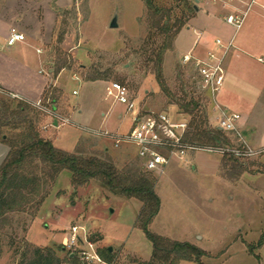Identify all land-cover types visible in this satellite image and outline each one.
<instances>
[{"label": "rangeland", "instance_id": "obj_1", "mask_svg": "<svg viewBox=\"0 0 264 264\" xmlns=\"http://www.w3.org/2000/svg\"><path fill=\"white\" fill-rule=\"evenodd\" d=\"M154 1L164 7H172L173 16H181V0ZM189 1L198 8L195 0ZM249 2L237 0L230 6L223 3L210 5L222 17L230 11V7L246 10ZM205 9L213 10L211 7ZM115 16L118 28L111 29L109 25ZM213 23L209 19L198 28L202 33L198 46L207 36L211 41L221 37L218 31L209 29ZM149 24L147 8L142 0H74L70 9L58 11L54 42L46 52L49 56L46 60L52 62L51 77L58 66L62 67L58 76L51 78L53 85L49 87V92L56 98L54 105L58 107V113L53 115L37 108L29 112L40 136L45 135L43 127L50 118L61 123L58 129H50L46 133L55 147L67 152L75 148L74 153L83 156L110 158L121 170L128 167L143 170L132 147L123 145L117 149L112 140L103 137L107 142H99V136L79 126L78 121L69 118V114L76 113L80 108L89 118L87 122L91 128H102L105 119L102 114L124 109L120 104L117 108L113 107L112 104L117 103L106 97L107 86L116 82L128 88L130 95L138 100L141 110L165 112L172 121L190 120L182 112L179 102L182 87L187 91L190 90L188 86L192 89L196 71L191 63L183 64L178 55H181V35L176 40L179 52L174 50V41L173 48L165 53L163 61L164 82L175 97L171 98L162 92L152 71L150 56L154 46L147 40ZM218 24L226 26L231 37L234 35V44H246L245 50L251 53L249 55L264 53V0L254 1L237 32L223 21ZM157 40L161 42L160 38ZM94 76L101 80L91 82L86 79ZM73 91L77 93L73 94ZM198 95L202 96L201 104L208 117L212 116V98L197 90L194 97L197 100ZM4 96L0 90V98ZM45 102L51 108L50 101ZM262 105L260 109L264 111V102ZM113 119L118 127L120 123L116 115ZM128 119L126 116L122 121L126 126ZM261 120L260 129L263 130L264 114ZM64 122L66 124H62ZM122 122L119 127L124 129ZM2 132L16 134L10 128L2 129ZM76 138L79 141L75 147ZM232 144L235 145V142ZM197 156L201 158V168L207 170L205 174L193 173L189 168V173L176 178L174 170L181 164L175 163L156 178L155 191L161 199V208L149 231L201 249L204 251L202 264H264V245L258 247L264 237V190L258 188L260 183H254L252 188L237 186L235 179L229 178L226 170L222 169L223 156L203 151ZM263 156L264 153L238 161L251 173L264 172L260 162ZM217 160L219 177L210 170L213 171ZM48 188L50 194L34 218L31 209L14 214L11 225L0 229V264H18L27 245L41 250L50 248L64 260L67 251L62 249V241L70 237L73 226L85 228L98 252L111 247L114 264H141L150 260L152 244L136 224L142 207L138 200L114 195L95 181L74 188L67 171L62 172Z\"/></svg>", "mask_w": 264, "mask_h": 264}, {"label": "trees", "instance_id": "obj_2", "mask_svg": "<svg viewBox=\"0 0 264 264\" xmlns=\"http://www.w3.org/2000/svg\"><path fill=\"white\" fill-rule=\"evenodd\" d=\"M142 1L146 5L150 21L147 40L154 46L150 56L153 74L162 92L175 98L164 82V55L173 48L176 37L194 17L196 10L189 0H181V16L177 17L173 16L172 7H164L154 0ZM157 38H160L161 42H158ZM60 70L62 67L58 66L53 79L58 76ZM86 79L91 82L101 80L97 76ZM194 86L196 81L192 89L188 86L189 91L183 87L181 90L183 93L179 106L182 112L190 117L185 140L202 148L231 145V139L225 133L209 125L208 114L201 104L202 96L198 95V100L194 98L198 90L194 89ZM49 89L41 101L46 105L45 101L49 100L54 111L56 98ZM2 92L5 96L0 98V141L8 146L9 152L0 167V229L11 225V216L14 214L25 213L31 209L34 218L50 194L48 186L54 184L62 172L67 171L74 188L95 181L105 191L125 199L138 200L142 204L136 224L151 242L153 251L150 260L141 264H202L204 251L201 249L190 243L171 240L149 231V226L161 208V199L155 191V176L135 168L121 170L107 157L83 156L55 147L36 130L35 122L29 114L35 107L30 103L12 99L8 93ZM9 128L16 131V134L8 135L2 132V129ZM223 157L222 169L226 170L229 178L234 180L247 170L237 159ZM263 245L264 237L258 247ZM98 253L105 261L113 262L108 248ZM63 263L81 264L76 256L67 255L61 260L50 248L41 250L27 245L18 264Z\"/></svg>", "mask_w": 264, "mask_h": 264}, {"label": "crops", "instance_id": "obj_3", "mask_svg": "<svg viewBox=\"0 0 264 264\" xmlns=\"http://www.w3.org/2000/svg\"><path fill=\"white\" fill-rule=\"evenodd\" d=\"M195 2L198 3L196 14L176 37L174 50L176 53L179 52L176 48V40L180 35L181 55H178L181 56V62L183 57L188 55L198 59L204 58L209 51L216 49L215 41L217 39H220L223 43L226 42V45L231 43V48L235 47L234 50L230 48L231 51L229 50L225 58V81L216 97V103L223 108H227L229 111L239 114L241 116L240 127L244 141L252 148L262 149L264 148V129L261 130L260 127L264 111H262L260 107L263 108L262 103L264 102V65L260 63L259 60L264 58V53L260 55H249L251 53L245 50L246 44H234V35L231 37V32L226 29V26L218 24L219 21L225 22L223 19L225 15L235 12V10L242 13L245 9L242 7H230V11L225 12L221 17V13L218 14L217 11H214L215 7L210 5V2H203L200 0H195ZM73 3L74 0L0 1V89L2 91L9 95H14L18 100L30 104H34L43 99L49 87L53 85V77H51L52 62L46 60V58L49 57L46 52L54 42L58 23V11L70 9ZM205 7H211L213 10L208 11ZM209 14L211 16H209ZM209 19L214 21L209 29L212 28V30L218 31L221 37H216L214 41H211L210 37L206 35L207 37L204 39L203 44L198 46L202 39V33L198 28ZM225 25L232 27L226 22ZM12 30H16L23 34L25 40L9 46L7 40ZM54 106V112L58 113V107H56V105ZM112 106L117 108L119 104H112ZM124 109H122L121 112H119V110H109L102 114L105 118L102 121L103 127L97 129L91 128L90 124L87 122L89 118L86 117L80 108L76 113L69 114V118L78 121V125L81 127L108 131L112 134H123L130 129L131 124L130 118L128 119V126L122 122L126 117ZM114 115H116L119 120V126L122 122L124 129L123 127L120 128L116 126L113 119ZM55 122L57 121L49 118V122L43 127V133L45 135L43 136L41 132L44 138L48 139L46 137L48 130L58 129L60 127L61 123L57 122V125H55ZM209 122L211 125L216 126L214 114L209 117ZM50 125L52 126L50 127ZM78 130L81 131L80 129ZM226 135L232 142L236 143L232 134L227 133ZM98 139L99 142H107V140L101 137ZM78 141V138H76L75 147ZM74 149L70 153H74ZM8 152V146L0 141V167ZM197 153L198 152H190L187 156V163H177L184 165H177L176 167L179 168L174 170L173 176L177 178L181 174L189 173V168L193 173H199L200 175L205 174L207 170L205 167L201 168V158L197 156ZM260 162L261 165L264 166V156L261 158ZM174 164L175 163L171 164L169 167ZM210 170L214 175L219 177L218 160L215 162L213 171L212 169ZM210 174L211 173H209V175ZM234 183L237 186H249L250 188H252V185L260 183L258 188L260 187V189L264 190V172L251 173L249 169H247L235 179Z\"/></svg>", "mask_w": 264, "mask_h": 264}, {"label": "built area", "instance_id": "obj_4", "mask_svg": "<svg viewBox=\"0 0 264 264\" xmlns=\"http://www.w3.org/2000/svg\"><path fill=\"white\" fill-rule=\"evenodd\" d=\"M237 0H209L212 4L223 3L231 5ZM250 0L247 9L239 13L237 10L224 16V21L236 31L242 26L246 11L254 3ZM25 36L16 30L10 31L7 43L12 46L23 42ZM215 50L209 51L202 59L191 55L184 56L183 64L191 63L196 71V87L201 94L209 95L213 100V114L215 125L223 133L232 134L236 143L218 147H199L185 140L188 131V120L172 121L165 112L143 111L135 97L130 95L128 88L120 83H110L106 88V97L112 98L114 103L125 108V114L130 118V129L123 134H112L108 131L86 128L91 134L110 139L114 147L123 145L134 149L136 156L141 162L144 171L152 174L155 178L162 176L167 168L173 163H187V156L190 152H209L221 156H230L237 160H248L264 153V148L255 149L250 147L243 139L240 127L241 116L229 111L216 103V97L223 87L225 81V58L232 47V44L225 45L220 39L215 41ZM260 63L264 65V58ZM77 92L74 91L73 94ZM11 98L17 99L14 95ZM35 108L55 115V112L44 105L40 100L32 104ZM212 114V115H213ZM66 124V122L62 123ZM62 249L67 251L70 257H77L81 264H114L105 261L81 226H73L69 238L62 241ZM72 264V263H63Z\"/></svg>", "mask_w": 264, "mask_h": 264}, {"label": "water", "instance_id": "obj_5", "mask_svg": "<svg viewBox=\"0 0 264 264\" xmlns=\"http://www.w3.org/2000/svg\"><path fill=\"white\" fill-rule=\"evenodd\" d=\"M194 8H195V10L197 11V6H196V5L194 6ZM109 27H110L111 29H116V28H118L117 16H115V17L112 19V21H111ZM55 125H57V122H55ZM108 250H109V252H112V248H111V247H109Z\"/></svg>", "mask_w": 264, "mask_h": 264}]
</instances>
